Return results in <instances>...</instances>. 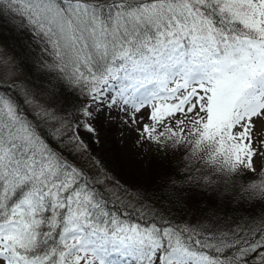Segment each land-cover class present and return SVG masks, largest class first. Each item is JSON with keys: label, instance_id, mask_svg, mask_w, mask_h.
Listing matches in <instances>:
<instances>
[{"label": "snow or ice", "instance_id": "obj_1", "mask_svg": "<svg viewBox=\"0 0 264 264\" xmlns=\"http://www.w3.org/2000/svg\"><path fill=\"white\" fill-rule=\"evenodd\" d=\"M0 21L45 72L0 50V264H264V0H0ZM102 121L176 157L161 198L192 219L109 207L151 197L91 155Z\"/></svg>", "mask_w": 264, "mask_h": 264}, {"label": "trees", "instance_id": "obj_2", "mask_svg": "<svg viewBox=\"0 0 264 264\" xmlns=\"http://www.w3.org/2000/svg\"><path fill=\"white\" fill-rule=\"evenodd\" d=\"M0 50H3L9 56L15 57L18 62L22 61L20 74L23 73L28 80L36 83L42 81L45 75L41 67L43 54L26 32L17 29L10 23L0 21ZM176 163V157L172 156L164 157L162 160L150 159L145 182H142L131 173L121 170V179L127 181L133 191L137 189L146 191L151 199L146 201L147 206L142 208L126 197L121 196L117 199L116 195H109L111 201L109 207L116 210L118 214L130 215L132 219L141 223L148 222L151 219L159 220L161 217L166 220L175 218L177 222L182 217L185 220L192 219L196 212L195 201L191 205H186L182 210L180 205L170 203L167 196L161 198L160 189L163 187L168 175L175 172ZM128 205H131V207H128ZM141 212L144 214L143 219L140 216Z\"/></svg>", "mask_w": 264, "mask_h": 264}, {"label": "rangeland", "instance_id": "obj_3", "mask_svg": "<svg viewBox=\"0 0 264 264\" xmlns=\"http://www.w3.org/2000/svg\"><path fill=\"white\" fill-rule=\"evenodd\" d=\"M24 76L23 73H21ZM259 130V125H258ZM137 139L135 132H130L128 128L120 123L107 124L101 122L100 143L91 144V155L97 157L111 169L121 184L131 187L127 181H123L120 176L121 170L136 176L142 182L147 180L149 160L164 159L165 155L156 152L147 146L138 147L135 143Z\"/></svg>", "mask_w": 264, "mask_h": 264}]
</instances>
